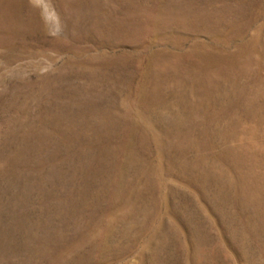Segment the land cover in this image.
Segmentation results:
<instances>
[{"label": "rangeland", "instance_id": "1", "mask_svg": "<svg viewBox=\"0 0 264 264\" xmlns=\"http://www.w3.org/2000/svg\"><path fill=\"white\" fill-rule=\"evenodd\" d=\"M0 264H264V0H0Z\"/></svg>", "mask_w": 264, "mask_h": 264}]
</instances>
